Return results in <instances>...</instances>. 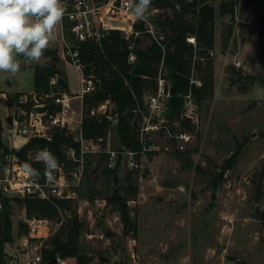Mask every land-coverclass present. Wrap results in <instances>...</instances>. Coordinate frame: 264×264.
Returning <instances> with one entry per match:
<instances>
[{
    "label": "rangeland",
    "instance_id": "374dc122",
    "mask_svg": "<svg viewBox=\"0 0 264 264\" xmlns=\"http://www.w3.org/2000/svg\"><path fill=\"white\" fill-rule=\"evenodd\" d=\"M63 1L67 9L75 0ZM222 1L210 3L218 8ZM234 1L235 15L218 13L215 21L211 94L199 101L194 97L195 121L182 114L180 119H166L172 128L192 133L187 147L181 149L163 132L151 131L146 140L155 147L136 157L138 168H130L128 159L122 158L118 181H114L101 169L93 172L102 154H91L92 164L86 167L81 185L70 186L76 189L73 205L84 222L82 246L98 264H264V0L252 4ZM156 8L157 14L163 12ZM155 34L161 37L160 27ZM56 36L50 48L56 50L57 67L63 70L70 92L76 94L81 72L63 58L59 28ZM138 37L141 47L154 38L144 32ZM198 58L204 60L200 54ZM52 60V56L44 55L37 63L22 65L16 77L0 74V88L8 97L21 92V100H27L34 90V67ZM193 78L198 77L192 76L191 83H195ZM61 89L57 84V91ZM72 101L75 111L70 112V130H74V136L81 103L79 99ZM15 105L0 97V114L4 116L9 108L3 124L10 146L7 129ZM107 135L111 146L121 150L116 129L109 128ZM89 177L92 187L85 182ZM129 185L137 188L136 196L125 194ZM113 186L132 196L128 204L137 224L136 233L124 234L120 211L105 198L113 192ZM11 204L15 241L6 244V264H36L42 245L70 211H65L61 219H43L45 236L39 237L31 228L20 234L19 222H28L26 210L15 201ZM36 243L41 248H35ZM61 259L64 264H76L74 258Z\"/></svg>",
    "mask_w": 264,
    "mask_h": 264
},
{
    "label": "trees",
    "instance_id": "16d2710c",
    "mask_svg": "<svg viewBox=\"0 0 264 264\" xmlns=\"http://www.w3.org/2000/svg\"><path fill=\"white\" fill-rule=\"evenodd\" d=\"M210 1L214 0H152L151 6L163 10L154 18L156 25L163 33V38L156 41L152 37V42L146 47L139 45V37L128 39L120 30H110L100 42L89 40L82 43L81 55L85 63V73L93 75L96 79V89L84 96L85 116L82 128L85 137L106 136L109 128L114 127L121 145L131 150H140L142 144L138 139L139 124L144 114L147 113L146 96L155 90L156 78L162 60H164L167 76L172 83L168 114L170 119L181 118L184 97L190 91L198 101L211 94L214 81L212 50L216 35L215 21L218 13H230L233 17L236 3L234 0H224L217 8ZM246 1L252 4L258 0ZM64 24L68 35H71L69 29L71 23L68 17L64 18ZM228 26L230 32L231 27L229 24ZM137 27L143 29L142 24H137ZM190 34L196 37V46L187 40ZM131 44H134L133 48L130 47ZM131 52L136 55L133 61L130 60ZM199 54L204 58L203 61L199 60ZM44 55L52 56L53 60L44 65L36 64L34 67L33 92L38 96L52 93L56 95L58 94L57 84L61 85L62 92H70L68 80L62 76L63 70L57 67L59 56L56 50L48 48ZM194 75L202 81L201 86L191 83ZM54 76L58 77L55 85L51 83ZM21 95V92L9 95V104L30 109L33 103L32 95L26 101L21 100ZM48 100L51 102V96H48ZM105 100H110L114 104L112 116L116 115L115 119L89 115L92 107ZM59 108V105L50 103V109L57 110ZM66 145H74L78 150L80 147L67 128L55 127L52 130V140L35 137L26 142L19 150H12L22 159L33 163L28 158L29 152L48 146L57 160L64 161L68 168L72 166L73 162L66 157L64 151ZM9 152L11 149L5 141V127L0 116V164L4 162L5 156ZM85 157L86 165H91V154H87ZM107 158L108 155L104 153L102 160L92 170L96 172L101 169L106 175L112 176L114 181H118L120 160L111 168L107 163L104 164ZM36 165L42 168L40 163H36ZM85 182L92 187L90 177ZM130 185L126 187L125 194L136 196L137 188H132ZM113 188V192L105 198L120 211L124 234L136 233L137 224L131 217L128 204L132 196L122 194L118 191V187L113 186ZM12 201L25 208L27 219H61L65 211H70L55 234L42 245L43 263H50L58 258L71 257L75 259L76 264H98L95 262V257L82 246L81 236L84 233V222L74 208L72 198L41 199L29 196H9L1 187L0 264L7 263L6 244L15 241ZM19 226L20 234L30 231L28 222H19Z\"/></svg>",
    "mask_w": 264,
    "mask_h": 264
},
{
    "label": "built area",
    "instance_id": "2783aa9c",
    "mask_svg": "<svg viewBox=\"0 0 264 264\" xmlns=\"http://www.w3.org/2000/svg\"><path fill=\"white\" fill-rule=\"evenodd\" d=\"M157 8L151 6L148 13L147 21H138L130 15L128 9V0H75L71 9L66 11L65 17L70 21L71 35H67L64 19L57 27L62 34V56L64 59L72 63L81 72L80 90L76 94L71 92H58L47 94L46 96H38L35 92L31 95L33 103L30 109L15 105L13 110V121L7 129V135L11 142V152H9L0 164V187L5 193L16 194L22 197H35L41 199L72 198L74 199L76 189L70 186L78 187L81 185L86 171V155L87 154H107V164L113 168L118 160L122 158L128 159L130 168H138L140 163L136 157L144 154L147 150H152L155 147L154 143L146 140V134L151 131L163 132L174 140L175 144L185 149L192 141L193 135L189 130L172 128L166 122L169 114V100L172 96V83L166 73L164 60L160 65V70L156 78V87L153 92L146 96L145 105L147 113L143 116L138 130V139L142 144L140 150H131L122 146L121 150H115L110 144V138L106 136L97 138H87L84 136L82 123L85 116L84 96L86 93H91L96 89V79L93 75L85 73V63L81 55V45L83 42L94 40L100 42L102 38L110 32V30H120L126 38L138 37L141 33L153 35L158 41L163 38L162 35L157 37V25L154 21L157 15ZM64 17V18H65ZM137 24H142L143 29L137 27ZM187 39L196 46V37L188 36ZM136 55L131 52L130 60H135ZM240 65V61L236 62ZM57 76L52 77L51 83L55 84ZM193 82L202 83L198 78H193ZM48 96H51V102L59 105L57 110L50 109V101ZM73 99H79L81 103L80 116L77 119L79 126L77 133L74 135V140L80 144L79 150L74 145L64 146L66 157L73 162L72 166L66 167L65 162H59L58 168L55 170L54 183H48L44 178V165L37 162L35 159L37 150L29 152L28 158L33 161L22 159L14 150H19L31 138L41 137L47 140H52V130L55 127L67 128L68 132L72 124L70 112L73 109ZM26 101V100H23ZM194 96L191 91L184 97V106L182 116L196 120L195 116ZM114 104L110 100L100 102L97 106L91 108L89 115L96 117H107L114 119L113 109ZM26 139L23 143H18L17 138ZM108 141V142H107ZM102 142H104L102 144ZM48 148L44 146L41 149ZM50 151V150H49ZM28 163L40 172V176L33 178L26 174L24 165ZM36 163H40L42 168H39ZM1 207V204H0ZM43 219H28L33 235L39 237L45 236L42 233L41 225ZM35 232H38L37 234ZM35 248H41V245L36 243ZM36 264H43L42 253H38L35 257ZM49 264H64L61 258Z\"/></svg>",
    "mask_w": 264,
    "mask_h": 264
},
{
    "label": "clouds",
    "instance_id": "9594fccd",
    "mask_svg": "<svg viewBox=\"0 0 264 264\" xmlns=\"http://www.w3.org/2000/svg\"><path fill=\"white\" fill-rule=\"evenodd\" d=\"M152 0H128L130 15L147 21ZM66 15L62 0H0V74L16 77L22 65L37 63L56 40V29ZM35 159L44 165V178L54 183L59 163L47 148L37 150ZM27 175L37 178L39 170L24 165Z\"/></svg>",
    "mask_w": 264,
    "mask_h": 264
},
{
    "label": "crops",
    "instance_id": "0c3cea01",
    "mask_svg": "<svg viewBox=\"0 0 264 264\" xmlns=\"http://www.w3.org/2000/svg\"><path fill=\"white\" fill-rule=\"evenodd\" d=\"M62 2L64 3V1L62 0ZM69 9H71V8H67L66 9V11L67 10H69ZM50 48V47H49ZM34 82V81H33ZM34 84V83H33ZM70 87V86H69ZM0 90L2 91L1 93H0V97L3 95V96H5V99H6V101L8 102V104H9V97L7 96V93L5 92V91H3V88H0ZM8 112H9V108H8V110H7V112H6V114L4 115V116H2L1 114H0V116L2 117V119L4 120L5 119V117H7V115H8ZM116 118V115L114 116V119ZM17 142L18 143H23V142H25L26 141V139H24V138H20V137H18L17 139Z\"/></svg>",
    "mask_w": 264,
    "mask_h": 264
},
{
    "label": "water",
    "instance_id": "95a60500",
    "mask_svg": "<svg viewBox=\"0 0 264 264\" xmlns=\"http://www.w3.org/2000/svg\"><path fill=\"white\" fill-rule=\"evenodd\" d=\"M43 264H49V263H47V262H44Z\"/></svg>",
    "mask_w": 264,
    "mask_h": 264
}]
</instances>
